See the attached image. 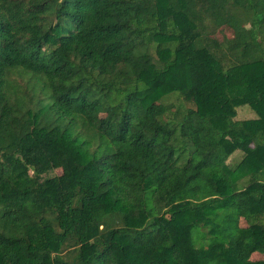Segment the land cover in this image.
Here are the masks:
<instances>
[{
	"label": "trees",
	"instance_id": "trees-1",
	"mask_svg": "<svg viewBox=\"0 0 264 264\" xmlns=\"http://www.w3.org/2000/svg\"><path fill=\"white\" fill-rule=\"evenodd\" d=\"M160 36L179 103L148 76ZM218 79L225 111L201 106ZM250 86L264 99V0H0V264H264Z\"/></svg>",
	"mask_w": 264,
	"mask_h": 264
},
{
	"label": "rangeland",
	"instance_id": "rangeland-1",
	"mask_svg": "<svg viewBox=\"0 0 264 264\" xmlns=\"http://www.w3.org/2000/svg\"><path fill=\"white\" fill-rule=\"evenodd\" d=\"M165 12H167V9H165ZM224 32L226 33V35H231V31L226 28L224 31H221V33H218V36L221 38L222 34H225ZM173 40V38H169L167 36H160L157 38V41L162 43L161 51L158 55V61L155 67L152 69L148 76H153L157 74L160 80V84L158 86V93L161 97V100L168 103H179L180 101L177 98L178 91L175 89L178 86L183 85V82L180 75L178 74L177 67H174L173 70L165 74H159V71L162 67V62L170 57V51L173 48L171 41ZM181 57H184V55L182 54ZM228 80L230 85L232 86V90L233 88L241 84L252 81V76L246 70H239L237 72H231ZM223 87L224 85L220 81V79H218V81L216 82L208 81L201 85L199 87L201 94V106L206 109H214L221 111L228 110L229 106L231 105V102H229V95L223 90ZM247 91L251 93H248L249 96H252L254 99L246 100L244 101V103L234 105L235 118L245 122L247 124V127L251 130H253L254 127L264 128V99L255 95L252 86H250ZM240 146H243V143H241ZM239 162H241L239 168L244 175L243 182L245 185H248V178L250 173L254 169L258 168L260 162L252 156L245 155L241 147L231 154V156L227 160V164H229L230 166H234ZM56 174L57 171H51L48 173L49 176H53ZM203 230L205 231L204 228ZM206 243V241L200 242L197 243V246L206 245ZM263 258L264 255H261L259 253H253L251 256L252 261Z\"/></svg>",
	"mask_w": 264,
	"mask_h": 264
}]
</instances>
